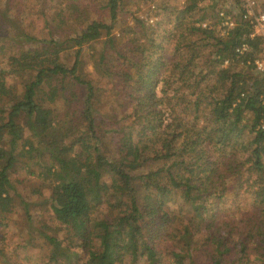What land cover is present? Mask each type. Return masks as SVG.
Listing matches in <instances>:
<instances>
[{"label":"trees","instance_id":"obj_1","mask_svg":"<svg viewBox=\"0 0 264 264\" xmlns=\"http://www.w3.org/2000/svg\"><path fill=\"white\" fill-rule=\"evenodd\" d=\"M124 4L0 0V264H264V36L220 34L217 0Z\"/></svg>","mask_w":264,"mask_h":264},{"label":"rangeland","instance_id":"obj_2","mask_svg":"<svg viewBox=\"0 0 264 264\" xmlns=\"http://www.w3.org/2000/svg\"><path fill=\"white\" fill-rule=\"evenodd\" d=\"M238 1L240 2V0H238ZM154 2L157 3V2H159V0H125V4L123 6H124V10L127 9L126 16L129 17L130 16L129 14H131V12H132L134 15H137L140 17L155 16L157 19L158 18L157 15H155L153 13L155 10V6H153L154 7L153 9L148 6L150 4L155 5ZM204 3H206V1H204ZM218 9L228 11L229 12L228 14L234 20V18L238 16V13L240 11V4H238V6H237V5L229 2V0L228 1L217 0V4L215 6V11ZM254 9H255L254 11H258V12L264 10V4L262 5L261 0L255 1ZM96 13L98 16H101V17L104 16V10H97ZM217 20H218V18H217ZM36 21L37 22H35V25H36L37 35L40 36V35H42V32H43L42 22L40 19H38ZM218 24H219V21H217V23L215 25L216 30L218 29ZM262 36H264V35H262ZM262 56H264V54ZM51 97L52 96L48 95L49 99ZM11 178L13 180L18 179L19 180L18 182H20V180L22 181L19 184V190L18 191H20L22 198L25 201L29 202V206H28L29 210L33 211V210L38 209L39 207L35 206L34 203L41 201L42 198L44 197L43 196V194H44L43 189L38 187L36 185V182H33L31 179H29V178L25 179L24 172L21 170L18 171V173L12 174ZM18 200H19L18 197H16L15 198V204L18 206V207L16 206L17 212H20L21 205L19 204L20 201H18ZM13 212H16V208L13 210ZM35 212H37V211H35ZM9 217L13 222V227H10V228L11 229H13L15 227L18 228L16 231H14V230H12V232L10 231V235L14 239H26V238L32 236L31 229L33 227L31 225H29L28 229H26L25 221L23 220V218H24L23 216L20 215V217H19V215H17V217H16V215H14V213H12ZM22 252H24V251H22ZM25 253H27V252H25ZM29 253H32V254H29ZM27 255L30 259H37L38 258L36 251H34V250H30Z\"/></svg>","mask_w":264,"mask_h":264},{"label":"built area","instance_id":"obj_3","mask_svg":"<svg viewBox=\"0 0 264 264\" xmlns=\"http://www.w3.org/2000/svg\"><path fill=\"white\" fill-rule=\"evenodd\" d=\"M255 1L256 0H240L239 2L240 17L248 23L252 30V33H250L249 36H253L254 34L264 35V10L259 12L254 11ZM150 8H153V6L151 5ZM216 12L219 19L218 31L220 34H225L228 29L233 27L234 20L229 14L225 13L224 10L218 9ZM144 18L148 23H152L156 20L155 16H148ZM201 25L204 26L205 22ZM246 50V43H241L234 49V51L238 53L237 55L242 54V52H245ZM253 65L257 71H264V56L256 57L253 60Z\"/></svg>","mask_w":264,"mask_h":264}]
</instances>
